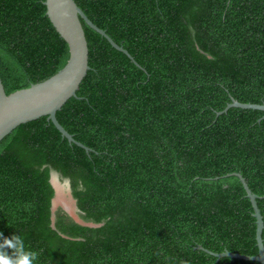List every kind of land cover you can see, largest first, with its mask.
I'll return each mask as SVG.
<instances>
[{"label":"trees","instance_id":"obj_1","mask_svg":"<svg viewBox=\"0 0 264 264\" xmlns=\"http://www.w3.org/2000/svg\"><path fill=\"white\" fill-rule=\"evenodd\" d=\"M74 1L138 66L81 20L90 69L56 119L89 151L47 117L4 137L0 234L21 237L35 264H259L205 250L258 252L235 174L264 226V112L216 113L264 104V0ZM44 2L0 0L7 95L68 61ZM53 173L77 218L52 210Z\"/></svg>","mask_w":264,"mask_h":264},{"label":"water","instance_id":"obj_2","mask_svg":"<svg viewBox=\"0 0 264 264\" xmlns=\"http://www.w3.org/2000/svg\"><path fill=\"white\" fill-rule=\"evenodd\" d=\"M44 4L50 22L59 36L67 44L69 58L66 65L50 78L43 82L32 84L26 89L17 90L9 95L5 93L4 86L0 79V141L18 126L41 117H47V120L54 125L61 136L70 144L72 143L80 146L88 152L89 149L74 140L73 136L70 135L56 119L57 111H59L70 98L77 97L76 92L79 85L90 69L88 65V45L81 20H83L88 27L104 37L113 48L126 54L134 64H136V62L126 50L114 43L105 31L94 25L77 6L74 0H45ZM136 65L138 66V64ZM233 107L264 112V104H244L232 99L231 102L222 111L217 112L216 115L219 116L226 113L229 108ZM235 175L240 179L254 211L253 215L256 219L255 240L258 250L257 255L246 256L227 251L215 254L201 247H199V249H203L205 252L217 258L230 257L264 264V246L261 238L264 226L262 216L256 203L257 197L250 191L242 176L238 173ZM51 177V182L57 190L56 181L58 180V176L53 173ZM64 186L69 189L68 180L64 181ZM56 204L57 201L53 200L52 210H55ZM75 209H77L76 205ZM89 226L94 225L89 224Z\"/></svg>","mask_w":264,"mask_h":264},{"label":"clouds","instance_id":"obj_3","mask_svg":"<svg viewBox=\"0 0 264 264\" xmlns=\"http://www.w3.org/2000/svg\"><path fill=\"white\" fill-rule=\"evenodd\" d=\"M11 249V253L9 250ZM37 253L26 250L24 241L18 235L4 237L0 234V264H35Z\"/></svg>","mask_w":264,"mask_h":264},{"label":"rangeland","instance_id":"obj_4","mask_svg":"<svg viewBox=\"0 0 264 264\" xmlns=\"http://www.w3.org/2000/svg\"><path fill=\"white\" fill-rule=\"evenodd\" d=\"M61 184V185H60ZM56 201H57V204H56V207H59L60 206H63V201H60L57 199V196L60 197V199L64 198V201L65 203H67L69 206H71V208L75 207V203H74V200L72 199V197L70 196V192H69V189L64 186V182H59L58 180L56 181ZM60 194H59V193ZM62 194V195H61ZM70 199V200H69ZM67 200V201H66ZM59 201V202H58ZM61 202V203H60ZM77 209L73 208L72 209V212H71V215L75 216V218H77Z\"/></svg>","mask_w":264,"mask_h":264},{"label":"bare ground","instance_id":"obj_5","mask_svg":"<svg viewBox=\"0 0 264 264\" xmlns=\"http://www.w3.org/2000/svg\"><path fill=\"white\" fill-rule=\"evenodd\" d=\"M61 185V184H60ZM59 193V192H58ZM60 194V193H59ZM62 195V194H61ZM57 199L58 200H60V201H63V207L65 208V210L68 212V213H71L72 212V209L73 208H75V207H73V208H71V206H69L67 203H65V201H64V198H62V199H60V197L59 196H57ZM55 201H56V199H54ZM70 200V199H69ZM67 201V200H66ZM59 202V201H58ZM61 203V202H60ZM60 206V205H59Z\"/></svg>","mask_w":264,"mask_h":264}]
</instances>
